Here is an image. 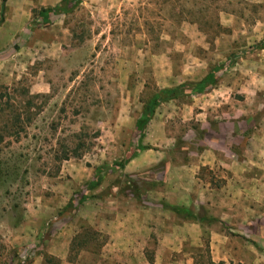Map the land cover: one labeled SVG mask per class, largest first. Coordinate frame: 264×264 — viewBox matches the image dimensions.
<instances>
[{"label": "rangeland", "instance_id": "374dc122", "mask_svg": "<svg viewBox=\"0 0 264 264\" xmlns=\"http://www.w3.org/2000/svg\"><path fill=\"white\" fill-rule=\"evenodd\" d=\"M53 9L49 26L35 15L0 37V264H112L98 222L137 211L135 223L152 229L160 219L189 232L202 222L206 237L208 220L231 212L225 199L240 207L223 190L229 161L253 142L264 150V0ZM200 12L221 29L193 24ZM163 91L169 100L140 138L137 121ZM244 165L264 170V161ZM202 244L185 246V261L208 264Z\"/></svg>", "mask_w": 264, "mask_h": 264}, {"label": "crops", "instance_id": "0c3cea01", "mask_svg": "<svg viewBox=\"0 0 264 264\" xmlns=\"http://www.w3.org/2000/svg\"><path fill=\"white\" fill-rule=\"evenodd\" d=\"M62 1L6 0L4 22L0 25V37L21 33L33 22L35 15L32 14V10H36V7L53 9ZM1 2L2 0H0V11ZM46 2L49 4L45 5ZM39 21L40 19L36 23ZM253 144L254 148L256 147L255 151L247 148L245 150L247 155L240 156V163L234 159L229 161L231 163L228 166L230 178L223 187L225 192L240 195V207H233L232 198L230 202L225 199L223 206L227 210L230 207L231 212L226 211L222 218L209 219L206 237L203 235L205 231L202 222L191 225L192 233L182 223L169 229L165 219L155 220V229L148 225L144 226L140 222L136 224L134 217L141 219L143 216L138 211L137 216L129 213L127 216L131 218H127L128 220L124 219V215H120L109 219L110 223L98 222L97 228L104 231L110 238L111 243L108 248L111 246L108 251L112 254V264L116 262L119 264H189L185 261L184 247L188 245L192 250H201L204 241L207 244L208 264H264V170L251 171L247 167L240 168L243 164L247 166L249 161L263 163L264 150L260 149L257 142ZM232 162L239 163V168ZM252 193L255 195V204H245L244 195ZM150 246H152L151 255L148 252ZM148 256L151 257V261L148 260Z\"/></svg>", "mask_w": 264, "mask_h": 264}, {"label": "trees", "instance_id": "16d2710c", "mask_svg": "<svg viewBox=\"0 0 264 264\" xmlns=\"http://www.w3.org/2000/svg\"><path fill=\"white\" fill-rule=\"evenodd\" d=\"M83 1H86V0H63L61 2L62 5H66V4H69L71 6V8H75L80 2H83ZM209 1H213V0H202V2L205 4L208 3ZM5 3H6V0H2L1 2V11H0V25L4 22V10H5ZM57 10L56 9H41L40 11H36V10H32V14L33 15H37V17H39V19L41 20V24L46 27V26H49L51 24V21L49 19V15L51 14H56ZM191 20H192V23L193 24H196L199 28H201L202 26L203 27H208L210 30H213L218 32L220 29H221V26L219 24V20H218V16H211V15H207L206 13H202L200 12V14L198 16H193L191 17ZM257 49L258 50H264V40H262L258 45H257ZM211 79H213V76L212 75H209L207 77V81L205 82H210ZM190 86L189 85H180L179 87H177L176 90H184L186 88H189ZM202 88V83L196 85L194 87V90L199 92ZM167 95V92H161L157 95H155L147 104V109L143 112V114L139 117L138 121H137V127H138V130L141 131V135H140V138L143 137V129L144 127H146V125L149 123L152 115H153V111L155 110L156 107H158V105L160 103H163V102H167L169 99L166 97ZM71 157L73 158H78L79 157V154L75 151ZM68 159V156L66 155L62 160H67ZM117 166L121 169L124 168L125 164L124 163H119L117 164ZM92 184V183H91ZM185 213V212H184ZM188 217V218H191L193 219V216L191 215L190 212H186L185 213ZM72 248V246H71ZM45 263L46 264H50L52 263V260L49 259V258H46L45 259Z\"/></svg>", "mask_w": 264, "mask_h": 264}]
</instances>
